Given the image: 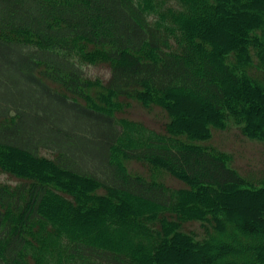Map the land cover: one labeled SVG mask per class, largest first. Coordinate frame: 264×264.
<instances>
[{
	"label": "trees",
	"instance_id": "obj_1",
	"mask_svg": "<svg viewBox=\"0 0 264 264\" xmlns=\"http://www.w3.org/2000/svg\"><path fill=\"white\" fill-rule=\"evenodd\" d=\"M118 98L165 135L128 131ZM261 108L264 0H0V264H264V212L234 217L264 179L207 145L229 122L264 143Z\"/></svg>",
	"mask_w": 264,
	"mask_h": 264
},
{
	"label": "rangeland",
	"instance_id": "obj_2",
	"mask_svg": "<svg viewBox=\"0 0 264 264\" xmlns=\"http://www.w3.org/2000/svg\"><path fill=\"white\" fill-rule=\"evenodd\" d=\"M226 28L232 29L230 25ZM108 71V68L104 64H100L99 66H91L88 68L86 74L91 78L98 77L100 79H105ZM89 92L94 93L91 89H89ZM180 94L187 102H196L198 106H204L203 100L198 97L200 94L198 92L196 93L195 90L182 91ZM117 102L119 103L120 111L115 113L116 118L131 123L130 126L133 128H129L128 131L133 132L135 127L137 132L145 136H149L150 133L165 135L164 125L168 122V116L161 107L153 104L148 108L146 105H142L136 100L126 98H118ZM187 110L188 112L179 115L182 124L186 126L188 124L187 121L191 118V109ZM258 116L264 118V108L259 109ZM207 145L213 146L228 155L230 157V166L237 170L247 181H251L256 187L259 186V181L264 179V143L245 137L241 129L234 123L229 122L223 130H212L211 138L207 142ZM19 156L23 158L21 160L24 162L28 159L22 153H19ZM124 165H126L130 173L139 174L144 177H148L149 175L147 166L142 163L137 161H126ZM158 178L159 181L163 182L169 188L183 187L180 181L170 175L159 174ZM0 182L15 184L16 181L7 175H0ZM244 212H264V194L257 196L256 200H252L251 197L245 198L243 203L239 204L234 217L242 218ZM186 227L187 229H192L200 233L199 223L197 222L190 223Z\"/></svg>",
	"mask_w": 264,
	"mask_h": 264
}]
</instances>
